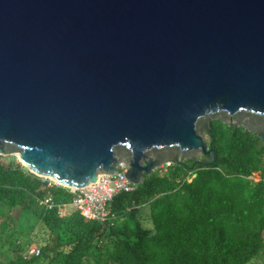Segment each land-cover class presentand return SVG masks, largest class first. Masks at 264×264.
Masks as SVG:
<instances>
[{
	"label": "water",
	"instance_id": "1",
	"mask_svg": "<svg viewBox=\"0 0 264 264\" xmlns=\"http://www.w3.org/2000/svg\"><path fill=\"white\" fill-rule=\"evenodd\" d=\"M214 120L264 144V0H0V156L139 185L212 164Z\"/></svg>",
	"mask_w": 264,
	"mask_h": 264
},
{
	"label": "trees",
	"instance_id": "2",
	"mask_svg": "<svg viewBox=\"0 0 264 264\" xmlns=\"http://www.w3.org/2000/svg\"><path fill=\"white\" fill-rule=\"evenodd\" d=\"M208 142L217 152L212 164L190 168L183 160L155 169L112 198L115 218L106 222L47 209L40 203L46 196L69 205V188L0 159V213L39 203L37 215L50 231L38 255L27 256L14 239L7 264H249L264 250V144L219 120L211 122Z\"/></svg>",
	"mask_w": 264,
	"mask_h": 264
},
{
	"label": "rangeland",
	"instance_id": "3",
	"mask_svg": "<svg viewBox=\"0 0 264 264\" xmlns=\"http://www.w3.org/2000/svg\"><path fill=\"white\" fill-rule=\"evenodd\" d=\"M205 138L209 141V135H205ZM2 158L9 159L13 162H19L15 155L0 156V159ZM181 170L186 171V168H182ZM39 177L47 179L46 177ZM192 177L193 175L189 177V180ZM252 177L255 180L259 179L258 173H254ZM48 180L52 182L50 179ZM38 204L39 203H34L33 207L27 209L21 207H16V209H4V211L0 213V262L2 264H7L9 259L14 256V239L15 242L20 241L21 244L27 248L26 252H29L33 248H38L39 243H44V240L41 239H48L50 231L42 225L39 215H37ZM73 209L71 205H67L66 213H70ZM5 222L7 223L6 227H2ZM47 261L48 259L43 260L41 258L37 260L36 264H46ZM249 264H264V250H262L257 257L252 259Z\"/></svg>",
	"mask_w": 264,
	"mask_h": 264
},
{
	"label": "built area",
	"instance_id": "4",
	"mask_svg": "<svg viewBox=\"0 0 264 264\" xmlns=\"http://www.w3.org/2000/svg\"><path fill=\"white\" fill-rule=\"evenodd\" d=\"M125 170L126 166L120 163L118 171L114 175H100L96 181L87 186L69 188V191L72 193V199L69 205L75 210H78L87 219L106 222L115 218L111 212L109 202L117 193L133 191L137 186L125 177ZM40 203L44 204L47 209L56 208L60 216L66 213L67 205L54 204L51 196H46ZM27 253V256L32 254L38 255L40 249L33 248Z\"/></svg>",
	"mask_w": 264,
	"mask_h": 264
},
{
	"label": "flooded vegetation",
	"instance_id": "5",
	"mask_svg": "<svg viewBox=\"0 0 264 264\" xmlns=\"http://www.w3.org/2000/svg\"><path fill=\"white\" fill-rule=\"evenodd\" d=\"M184 160H186L187 162H186V166L187 167H191L192 166V164H193V161L192 160H190V159H184ZM201 160H203V162L205 161H207L206 159H205V157H201Z\"/></svg>",
	"mask_w": 264,
	"mask_h": 264
}]
</instances>
